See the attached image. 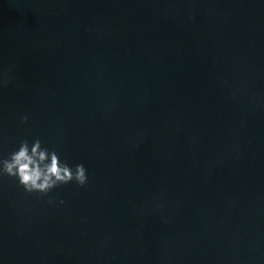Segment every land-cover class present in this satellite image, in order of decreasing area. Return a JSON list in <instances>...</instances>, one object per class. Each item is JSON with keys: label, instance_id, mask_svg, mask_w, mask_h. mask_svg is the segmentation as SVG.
I'll return each instance as SVG.
<instances>
[{"label": "water", "instance_id": "95a60500", "mask_svg": "<svg viewBox=\"0 0 264 264\" xmlns=\"http://www.w3.org/2000/svg\"><path fill=\"white\" fill-rule=\"evenodd\" d=\"M4 74L0 160L88 181L0 175V264H264V0H0Z\"/></svg>", "mask_w": 264, "mask_h": 264}, {"label": "clouds", "instance_id": "9594fccd", "mask_svg": "<svg viewBox=\"0 0 264 264\" xmlns=\"http://www.w3.org/2000/svg\"><path fill=\"white\" fill-rule=\"evenodd\" d=\"M9 76H0V82L8 83ZM27 117L23 118V122ZM0 175L18 179L19 185L31 193L47 195L52 189L75 182L83 187L87 181V170L83 164L70 167L60 160L55 150L42 148L41 141L35 140L31 147L27 140L20 143L18 150L13 151L9 158L0 160ZM52 203V201H49ZM60 203H64L63 200Z\"/></svg>", "mask_w": 264, "mask_h": 264}]
</instances>
